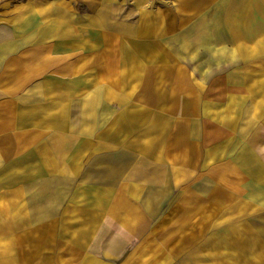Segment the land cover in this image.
Returning <instances> with one entry per match:
<instances>
[{
  "label": "crops",
  "instance_id": "obj_1",
  "mask_svg": "<svg viewBox=\"0 0 264 264\" xmlns=\"http://www.w3.org/2000/svg\"><path fill=\"white\" fill-rule=\"evenodd\" d=\"M165 3L0 0V264H264V161L207 130L233 0Z\"/></svg>",
  "mask_w": 264,
  "mask_h": 264
},
{
  "label": "rangeland",
  "instance_id": "obj_2",
  "mask_svg": "<svg viewBox=\"0 0 264 264\" xmlns=\"http://www.w3.org/2000/svg\"><path fill=\"white\" fill-rule=\"evenodd\" d=\"M159 1L166 4L165 0ZM247 1L233 0L231 12L216 14L219 16L209 20L200 36L205 43L206 101L213 106L211 112L217 118L207 119V130L219 133L216 143L223 144L226 156L242 152V159L246 154L247 166L259 182V168L264 161V6L256 0L249 4ZM192 36H196V30L190 29L189 37ZM196 66L190 63L191 68ZM217 114H224L223 120ZM254 196H259L256 190ZM49 203L46 206L50 207ZM248 211L252 214L245 219L252 218L247 226L259 229L264 224V211L259 205Z\"/></svg>",
  "mask_w": 264,
  "mask_h": 264
}]
</instances>
